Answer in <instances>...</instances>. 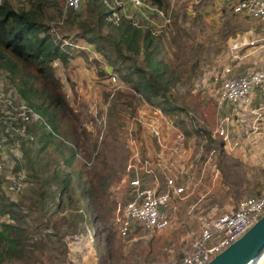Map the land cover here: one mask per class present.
<instances>
[{"label": "rangeland", "instance_id": "374dc122", "mask_svg": "<svg viewBox=\"0 0 264 264\" xmlns=\"http://www.w3.org/2000/svg\"><path fill=\"white\" fill-rule=\"evenodd\" d=\"M121 1L104 0L107 7L113 10L119 8L116 17L122 13ZM162 1L163 5L158 9L171 20L170 23L163 24L161 17L146 9L140 15L130 8L129 15L137 24L147 25L154 33L165 31L160 48V57L168 68L167 76L170 78L169 92L165 95L180 109L174 117L168 116L189 139L186 147H189L190 171H195L196 175L201 164H210L205 171V180L200 183L192 181L187 185L186 193L189 194L180 203L179 218L188 211L191 220L183 227L168 228L156 234L133 228L126 239L120 237L118 210H122L127 200L130 178L126 166L130 157L137 149L141 158L147 155L146 160L154 161L160 151L149 132L146 133L147 127L133 118L153 121V126L161 122L151 109L145 108L130 85L121 82L116 71L92 46L77 39L74 57L69 64L63 66L56 62L54 67L69 103L76 109L81 125L88 130L85 147L92 161L95 150L103 149L106 153L108 169L102 190L95 199L85 195L80 201L77 200L73 182L64 195L52 186L54 188L51 187L43 198L49 208L44 212L42 203H35V198L45 174L57 171L71 173L77 162L65 165L68 153L59 154L53 147L35 158L34 152L23 156L21 148L0 144V155L4 159V169L0 173V196L18 206L24 216V226L30 228L37 224L36 220H42L40 229L28 236L22 257L4 264H137L164 261L165 254L180 256L189 247L199 230L198 217L230 212L237 201L264 193V92L257 91L247 104L223 107V112H228V123L232 128L229 142L225 144L211 135L203 134L206 140L197 136L192 129L193 120L188 117L189 112L197 113V119L204 123L207 120L205 125L214 128L219 116L211 79L222 75V81L261 67L264 54L257 47L260 44L244 45L238 50L234 48L241 42L257 41L263 32L259 22L234 14L220 1ZM175 18L180 22L175 24ZM55 31L58 39L66 37V45L73 47L69 40L73 32L61 28H55ZM225 69H229L230 73L223 74ZM112 77L117 83L109 82ZM9 80L5 72H0V91L10 92L23 101ZM189 96L199 97L200 113L186 101ZM26 103L32 108L36 105L34 102ZM211 119L214 124H211ZM200 126L204 124L200 123ZM201 141H206L202 153ZM24 148L31 149L28 145ZM211 150H214L213 157L208 155ZM167 155L172 157L170 152ZM213 169L218 171L216 178L212 176ZM18 173L24 174L26 185L22 193L15 196L7 193L6 183ZM51 196L58 204L56 209L52 207ZM6 221H9L8 217L0 215V223ZM254 264H264V256Z\"/></svg>", "mask_w": 264, "mask_h": 264}, {"label": "trees", "instance_id": "16d2710c", "mask_svg": "<svg viewBox=\"0 0 264 264\" xmlns=\"http://www.w3.org/2000/svg\"><path fill=\"white\" fill-rule=\"evenodd\" d=\"M142 1L156 8L163 5L162 0ZM118 11L119 8L107 7L104 0H85L78 11L66 9L63 0H0V72L7 74L10 85L16 87L26 105L27 101L36 104L34 108L28 106L43 119L42 123L36 122L27 128L26 134L30 138L21 142L23 156L34 152L36 158L37 154L53 147L59 154L68 153L65 165L77 162L71 173L45 174L35 198V203H42L44 212L49 208L43 198L52 186L64 195L73 182L77 200L81 201L85 195L95 199L101 193L108 169L103 149L95 150L93 166L88 168L87 164L92 160L85 147L88 130L81 125L55 72L56 62L67 66L74 57L77 39L93 46L116 71L121 82L130 85L145 103L159 107L170 117L180 111L165 95L170 85L168 68L160 57L165 31L154 33L147 25H139L133 17L127 18L123 13L116 17ZM174 21L175 24L180 22L177 18ZM55 28L74 33L69 39L73 47L64 45L66 37L57 38ZM81 54L85 55V52ZM186 101L201 112L199 97L189 96ZM211 124H214L212 119ZM27 145L31 149L24 148ZM51 201L56 209L58 204L54 203L53 196ZM17 207L5 196H0V215L9 219L0 223V264L19 260L26 250L28 236L40 229L42 223V220H36V225L24 226V216ZM263 256L264 253L259 259Z\"/></svg>", "mask_w": 264, "mask_h": 264}, {"label": "built area", "instance_id": "2783aa9c", "mask_svg": "<svg viewBox=\"0 0 264 264\" xmlns=\"http://www.w3.org/2000/svg\"><path fill=\"white\" fill-rule=\"evenodd\" d=\"M199 3L200 0H194ZM228 6L234 14L245 15L257 21H264V0H216ZM136 12L143 15L142 10L146 9L161 17L163 24L170 23V19L154 6L146 5L142 0H123ZM83 0H64L66 9L78 11L81 9ZM124 8V7H123ZM263 50L264 39L239 43L234 47L236 50L241 46H255ZM64 44H66L64 42ZM222 73H230L225 69ZM220 76L212 78L211 83L216 96L218 108V121L214 128L207 127L202 120L197 119L193 112L188 113L190 120H193L192 129L197 136L204 138L203 134L218 138L221 143L229 142L231 127L228 123V112H223V107L239 106L249 103L251 96L257 91L264 92V55L261 59V67L258 70H248L244 74L220 80ZM112 84L117 83L116 78L109 79ZM141 99V98H140ZM142 100V99H141ZM145 108L151 109V113L159 118L161 123L139 120L136 122L147 127L156 147L160 150L154 161H148L147 155L141 158L137 153L132 154L126 166V173L129 176L127 200L120 211L118 218L119 235L126 239L133 228H139L148 233L156 234L168 228L180 226L176 222L180 212V203L185 200L189 193H186L187 185L192 181L200 183L205 180V171L208 163L198 167L199 172L190 171L189 147H186L189 140L185 132L172 119L160 109L147 105L143 100ZM36 122H43V119L36 114L24 101L11 95L10 92L0 91V144H11L21 148V142L28 137L27 128ZM197 122V125H196ZM204 124V126H200ZM180 128V129H179ZM168 132V136L166 135ZM32 139V138H31ZM206 140V139H205ZM201 141L200 153L203 150ZM208 143V141H207ZM170 152L171 158L167 153ZM214 150L208 155L213 157ZM209 157V160H211ZM200 154L198 156V160ZM151 159V158H149ZM3 157L0 155V173L3 171ZM197 160V161H198ZM94 161L87 166L91 168ZM217 170H212V176L216 178ZM25 176L18 173L6 183V191L12 195L22 193L25 188ZM264 214V193L258 196H251L237 201L234 209L224 214H213L197 218L198 232L188 248L182 251L181 257L170 260L140 262L137 264H208L217 255L238 241ZM178 228V227H177Z\"/></svg>", "mask_w": 264, "mask_h": 264}, {"label": "water", "instance_id": "95a60500", "mask_svg": "<svg viewBox=\"0 0 264 264\" xmlns=\"http://www.w3.org/2000/svg\"><path fill=\"white\" fill-rule=\"evenodd\" d=\"M264 253V214L238 241L208 264H254Z\"/></svg>", "mask_w": 264, "mask_h": 264}, {"label": "crops", "instance_id": "0c3cea01", "mask_svg": "<svg viewBox=\"0 0 264 264\" xmlns=\"http://www.w3.org/2000/svg\"><path fill=\"white\" fill-rule=\"evenodd\" d=\"M215 2H216V0H214ZM121 4H122V6L124 7V8H122V13H123V15L124 16H126L127 18H132V16H130L129 15V12L131 11V9H133L131 6H129L128 4H126V3H124V2H122L121 1ZM129 7V8H128ZM131 8V9H130ZM128 9V11L126 12V10ZM133 11H135L134 9H133ZM136 12V11H135ZM141 15V14H140ZM187 16H188V14H187ZM259 22V26L261 27V29L263 30V32L261 33V34H259V36L257 37L258 39L257 40H263L264 39V21H258ZM93 47V46H92ZM93 50H94V47H93ZM95 51V50H94ZM80 52H82V51H80ZM188 211H187V213L185 212V214L181 217V219L179 218V216L177 217V219H176V222H181V224H180V226L178 225V226H174L173 228L174 229H176L177 227H183L184 225H185V223H189V219L191 220V218H189L188 217ZM186 216V217H185ZM185 220V221H184ZM181 257V255L180 256H176V257H174V256H171L169 253H167V254H165V256H164V260H170V259H177V258H180Z\"/></svg>", "mask_w": 264, "mask_h": 264}, {"label": "bare ground", "instance_id": "6f19581e", "mask_svg": "<svg viewBox=\"0 0 264 264\" xmlns=\"http://www.w3.org/2000/svg\"><path fill=\"white\" fill-rule=\"evenodd\" d=\"M249 264H251V263H249Z\"/></svg>", "mask_w": 264, "mask_h": 264}]
</instances>
